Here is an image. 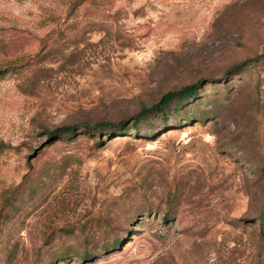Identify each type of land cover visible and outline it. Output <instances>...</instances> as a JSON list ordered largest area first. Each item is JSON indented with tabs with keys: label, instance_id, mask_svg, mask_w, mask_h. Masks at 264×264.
<instances>
[{
	"label": "rangeland",
	"instance_id": "obj_1",
	"mask_svg": "<svg viewBox=\"0 0 264 264\" xmlns=\"http://www.w3.org/2000/svg\"><path fill=\"white\" fill-rule=\"evenodd\" d=\"M262 54L264 0H0V264H264Z\"/></svg>",
	"mask_w": 264,
	"mask_h": 264
},
{
	"label": "trees",
	"instance_id": "obj_2",
	"mask_svg": "<svg viewBox=\"0 0 264 264\" xmlns=\"http://www.w3.org/2000/svg\"><path fill=\"white\" fill-rule=\"evenodd\" d=\"M264 57V54L259 55L254 58H248L244 60L239 65H236L233 67L230 72L232 73H242L246 70L248 66H250L252 63L257 62L261 60ZM201 93L200 84H192L189 86H186L180 90L177 91H169L162 95L160 100L150 107H142L140 112L133 117V121H129V119L121 120L117 123H111L108 121H98V122H91V121H83L78 122L73 125H67L60 128H57L55 131L48 132L51 137L54 136H61L62 134H70L79 128H92L94 131H98L99 133L103 134L106 130L112 131V133H115L116 136H119V133L126 132L128 129L137 130L140 128V123L143 121V119L150 114L155 115H162L163 119L167 121V119L172 114H177L181 111V109L186 105L190 104V102L193 99L198 98V96ZM172 104H175V106L172 107ZM169 126V123L167 122L165 124V127ZM4 144L0 143V151L3 150Z\"/></svg>",
	"mask_w": 264,
	"mask_h": 264
}]
</instances>
